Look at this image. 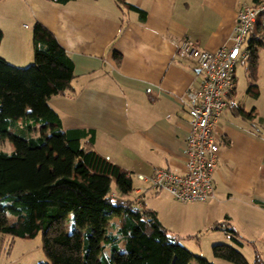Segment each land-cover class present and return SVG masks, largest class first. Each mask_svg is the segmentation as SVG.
I'll use <instances>...</instances> for the list:
<instances>
[{"label": "crops", "instance_id": "obj_1", "mask_svg": "<svg viewBox=\"0 0 264 264\" xmlns=\"http://www.w3.org/2000/svg\"><path fill=\"white\" fill-rule=\"evenodd\" d=\"M24 1L32 23L47 27L75 64L72 88L49 100L63 129L91 130L95 150L130 172L138 183L135 189H143L135 193L144 202L150 193H160L138 175L151 177L157 168L184 171L191 118L182 101L203 78L194 62L179 55L177 42L192 39L209 51L229 45L239 9L253 0H127L147 12L144 20L115 0H74L65 5ZM20 25H9V37L0 26V55L24 66L34 61V36ZM235 81L229 105L247 110L238 100L237 67ZM263 96L261 91L252 108L264 119ZM262 118L253 124L227 107L216 125L221 153L213 179L215 198L192 203L202 205L198 219L204 228L230 225L241 236L242 246L250 244L254 255L258 252L263 258L264 129L257 124ZM171 197L173 205L181 202ZM148 207L169 230L158 208ZM119 247L124 249L122 241Z\"/></svg>", "mask_w": 264, "mask_h": 264}, {"label": "trees", "instance_id": "obj_2", "mask_svg": "<svg viewBox=\"0 0 264 264\" xmlns=\"http://www.w3.org/2000/svg\"><path fill=\"white\" fill-rule=\"evenodd\" d=\"M48 1L65 5L74 0ZM115 1L146 18L144 9L127 0ZM261 1L253 0V4ZM258 35L264 36L260 17L246 41L252 78L249 93L254 97L260 93L256 71L259 48L264 46ZM3 36L0 28V45ZM33 36L34 61L29 66L11 64L0 55V139L15 146L10 152L0 151L1 235L28 239L41 233L48 262L39 264H191L195 255L164 226L157 211L136 195L130 172L95 150L94 133L63 129L49 100L72 88L75 64L41 22H35ZM115 57L121 61V54ZM228 106L236 116L255 124L256 108ZM36 127L43 132L33 136ZM70 214L72 231L67 225ZM115 218L117 225L112 223ZM215 228L224 229L234 243L243 245L230 225L217 223ZM213 253L235 264H264L258 252L250 263L233 245L216 244ZM199 260L209 264L205 258Z\"/></svg>", "mask_w": 264, "mask_h": 264}, {"label": "built area", "instance_id": "obj_3", "mask_svg": "<svg viewBox=\"0 0 264 264\" xmlns=\"http://www.w3.org/2000/svg\"><path fill=\"white\" fill-rule=\"evenodd\" d=\"M264 23V0L258 4H245L237 13V24L229 45L216 51L201 48L192 39L177 42L181 57L194 62L202 71L198 87L186 93L182 105L190 115V135L186 142L187 161L182 173L157 168L150 180L155 189L167 191L178 201L207 202L215 198L214 172L221 153L216 125L228 107L235 89V71L238 63L248 59L244 47L254 23ZM141 187L135 191L142 192ZM138 202L141 198L138 197Z\"/></svg>", "mask_w": 264, "mask_h": 264}, {"label": "rangeland", "instance_id": "obj_4", "mask_svg": "<svg viewBox=\"0 0 264 264\" xmlns=\"http://www.w3.org/2000/svg\"><path fill=\"white\" fill-rule=\"evenodd\" d=\"M25 5L24 0H21L20 3L12 0H0V15L4 16L0 19V26L6 31L8 37L10 34L9 25L12 26L13 24L14 26H18V23L21 24L22 31H27L30 28L27 32L30 34V37H33L35 23H32L30 20ZM254 31H257V26H255ZM258 39L264 42V36L258 35ZM30 64L27 63L24 66H29ZM256 75L259 92L262 91L264 95V46L259 48V62ZM237 78L238 100L245 105L248 111H251L252 107L255 106L254 101L256 97L247 92L252 82L247 59L238 64ZM262 99H264V96L260 101ZM258 117L262 118L260 115ZM260 120L261 123L258 121L257 124L260 128L264 129L262 122L264 119L262 118ZM42 132L40 127L34 128L33 130L34 135L41 134ZM14 147V144L8 139H0V151L10 152ZM134 184H138L136 179L134 180ZM172 199L168 192L161 190L158 194L150 193L145 203L148 206L158 208L162 219L168 224L171 234L177 236L180 244L195 255L191 264H201L199 257L207 259L209 264H235L214 255L213 246L216 244L233 245L245 254L250 263L254 262V250L250 244L247 243L245 246H239L232 241L230 235L225 230L204 228V223L200 222L201 219H198V215L201 213L198 210H202L200 208L202 206L201 204L178 202L175 203L176 205H173ZM67 225L69 231H72L73 214H70ZM248 234L250 237L254 236L252 235V231L248 232ZM262 235L261 240L264 241V234ZM262 248L264 252V242ZM41 262H48V258L42 247L41 233L34 238L28 239L15 237L10 234L1 236L0 264H39Z\"/></svg>", "mask_w": 264, "mask_h": 264}]
</instances>
